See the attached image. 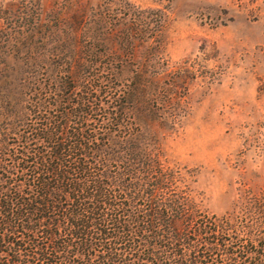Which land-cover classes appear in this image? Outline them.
I'll use <instances>...</instances> for the list:
<instances>
[{
    "label": "trees",
    "instance_id": "trees-1",
    "mask_svg": "<svg viewBox=\"0 0 264 264\" xmlns=\"http://www.w3.org/2000/svg\"><path fill=\"white\" fill-rule=\"evenodd\" d=\"M116 27L134 53L140 27ZM8 38L0 264H264V195L240 214H211L165 158L158 127L175 109L150 104L158 76L139 62L118 84L117 50L100 51L109 38L91 27L80 44L78 30L37 17Z\"/></svg>",
    "mask_w": 264,
    "mask_h": 264
},
{
    "label": "rangeland",
    "instance_id": "rangeland-1",
    "mask_svg": "<svg viewBox=\"0 0 264 264\" xmlns=\"http://www.w3.org/2000/svg\"><path fill=\"white\" fill-rule=\"evenodd\" d=\"M37 17L78 30L80 44L90 27L109 38L99 48L117 50L118 84L131 83L139 62L159 77L150 104L175 109L158 127L164 156L204 209L236 215L264 195V0H0V57L10 33ZM118 24L140 27L134 53Z\"/></svg>",
    "mask_w": 264,
    "mask_h": 264
}]
</instances>
